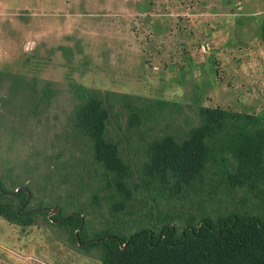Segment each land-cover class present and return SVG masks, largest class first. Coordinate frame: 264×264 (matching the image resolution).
<instances>
[{"label": "rangeland", "instance_id": "374dc122", "mask_svg": "<svg viewBox=\"0 0 264 264\" xmlns=\"http://www.w3.org/2000/svg\"><path fill=\"white\" fill-rule=\"evenodd\" d=\"M263 18L264 0H0V180L28 187V209L43 202L70 210L89 200L90 233L108 224L127 232L149 209L157 214L164 205L139 172L153 134L196 124L199 106L264 116ZM72 84L181 105L152 127L141 125L144 138L126 131L125 115L113 117L109 127L142 185H131L133 198L117 214L111 204L120 196L69 122ZM210 188L203 185V194ZM216 188V202L202 201L208 210L259 205L249 189ZM187 201L178 207L198 209ZM68 241L42 215L31 225L0 216V264H101Z\"/></svg>", "mask_w": 264, "mask_h": 264}, {"label": "trees", "instance_id": "16d2710c", "mask_svg": "<svg viewBox=\"0 0 264 264\" xmlns=\"http://www.w3.org/2000/svg\"><path fill=\"white\" fill-rule=\"evenodd\" d=\"M260 33L264 44V18ZM71 91L76 103L69 122L102 168L106 184L120 196L111 204L117 214L133 198L131 185L135 189L142 185L134 178L135 166L124 152L121 137H115L109 127L113 117L118 121L125 115L126 131L136 129L144 138L141 125L152 127L161 117L180 112L181 105L83 84H72ZM140 168L142 187L154 190L153 199L164 206L157 214L149 209L127 232L108 224L90 233L89 200L70 210L57 203L54 211V206L43 202L38 203L40 210L28 209L22 206L31 193L28 187L7 188L1 180L0 216L31 225L35 216L42 215L50 225L68 232L71 246L96 256L101 264H264V116L199 106L196 124L153 134L145 143ZM220 183L231 191L249 189L259 197V205L250 210H208L202 201L216 202ZM203 185L213 190L203 194ZM30 196L28 203L34 197ZM161 198L169 204H162ZM187 199L199 204L198 209L189 212L178 207L177 201L184 205Z\"/></svg>", "mask_w": 264, "mask_h": 264}, {"label": "water", "instance_id": "95a60500", "mask_svg": "<svg viewBox=\"0 0 264 264\" xmlns=\"http://www.w3.org/2000/svg\"><path fill=\"white\" fill-rule=\"evenodd\" d=\"M18 189L19 188H17L15 191H14V193H16V191H18ZM30 198V193L28 194V199ZM28 199H27V201H28ZM41 208H36V209H34V210H40ZM42 209H45V208H42ZM57 210V207H54V211H56Z\"/></svg>", "mask_w": 264, "mask_h": 264}, {"label": "flooded vegetation", "instance_id": "af4514ba", "mask_svg": "<svg viewBox=\"0 0 264 264\" xmlns=\"http://www.w3.org/2000/svg\"><path fill=\"white\" fill-rule=\"evenodd\" d=\"M27 203H28V202H27V201H25V202L22 204V206H25V205H27Z\"/></svg>", "mask_w": 264, "mask_h": 264}]
</instances>
